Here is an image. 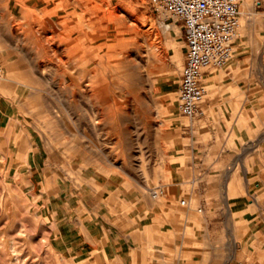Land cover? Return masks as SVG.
Instances as JSON below:
<instances>
[{
  "label": "rangeland",
  "instance_id": "obj_1",
  "mask_svg": "<svg viewBox=\"0 0 264 264\" xmlns=\"http://www.w3.org/2000/svg\"><path fill=\"white\" fill-rule=\"evenodd\" d=\"M60 2L56 0L50 8ZM68 4L66 10L56 9L59 15H69V21L83 19L85 14L77 1L68 0ZM89 5L93 17L98 13L100 17L111 14L115 18L116 10L123 11L120 15L123 24L127 21V13H132L138 20V29L143 30L132 48L134 66L128 70L130 79H120L121 70H115L113 60L120 55L116 54L114 46L111 47L116 42L117 22L110 21L109 17L103 19L102 26L110 33L107 47L114 53L111 67L115 71L114 77L111 70L107 72L108 79L113 77L114 82L105 105L86 95V90L74 94L71 89L64 88L68 85L66 81L62 82L67 66L62 72L53 68L46 76L36 69L31 78L21 71L18 73L21 76L17 77L19 90L10 93L4 87L13 74L9 64L23 57L15 46L30 44L23 32L25 20L21 19L20 25H13L17 19L8 14L5 1L0 0V47L5 50L4 60L0 52L3 69L0 105L12 117L10 122L7 118L4 123L9 124L0 128V264H68L51 246L57 226L70 221L71 217L99 214L95 205L100 204L101 198L109 196L119 199V204L125 206V214L137 211V202L144 195L151 203L159 199L164 201L173 196L167 188L172 171L187 168L193 155L204 153L209 144L214 147V152H219L224 144V137H219L218 130L205 119L191 121L179 111L178 88L187 52L181 22L171 14L153 10L149 0H91ZM86 17L88 20L91 16L87 14ZM163 22L171 24L173 29H166ZM239 26L229 64L213 69L212 73L221 72L228 78L225 69L237 54L245 51L243 55H246L249 49L243 46L257 45L264 39V0L243 1ZM9 50L15 51L13 58L7 57ZM33 56L37 57V54ZM21 60L22 64L28 62ZM216 77V81L222 78L219 74ZM214 88L215 85L207 83L208 95L204 102L211 97ZM34 91L40 96H31ZM118 107L124 108L122 114L117 112ZM109 111L112 116L107 115ZM92 117L96 119L95 126ZM225 139L231 150H242L240 138L233 140V136H227ZM33 147L40 154V171L19 172L29 167ZM7 155H10L9 159ZM156 194L158 198H154ZM180 194L178 201L189 197L185 189ZM186 208H181L182 218H187L189 224L195 222V216ZM248 211L246 216H253L254 208ZM197 213L203 214L202 211ZM224 219L227 223H219L216 229L223 238L217 242L221 248H230L234 244L230 240L231 233L256 229L253 221L245 223L237 215L234 219ZM194 233L188 226L186 234ZM191 250L192 244H188L185 251Z\"/></svg>",
  "mask_w": 264,
  "mask_h": 264
},
{
  "label": "crops",
  "instance_id": "obj_2",
  "mask_svg": "<svg viewBox=\"0 0 264 264\" xmlns=\"http://www.w3.org/2000/svg\"><path fill=\"white\" fill-rule=\"evenodd\" d=\"M259 42L243 46L249 49L246 55L245 51L237 54L225 69L228 78L212 73L215 68L204 74L206 86L215 88L198 118L224 137L222 149L214 152L209 144L204 153L193 155L187 168L172 171L167 188L173 196L164 201L151 203L144 195L137 211L125 214L119 199L109 196L95 205L99 214L71 217L57 226L51 246L68 264H228L235 259L264 264V39ZM218 74L220 81H216ZM7 118L10 122L12 117L0 105V128L9 124H4ZM227 136L240 138L242 150L228 148ZM31 157L29 167L19 172L40 171L36 148ZM183 189L189 197L178 201ZM184 206L195 222L182 218ZM250 208H254L253 216L247 217ZM222 215L253 221L256 229L231 233L234 244L221 248L217 242L223 238L216 229L219 223H227ZM188 226L195 232L190 236ZM188 244L191 251H185Z\"/></svg>",
  "mask_w": 264,
  "mask_h": 264
},
{
  "label": "bare ground",
  "instance_id": "obj_3",
  "mask_svg": "<svg viewBox=\"0 0 264 264\" xmlns=\"http://www.w3.org/2000/svg\"><path fill=\"white\" fill-rule=\"evenodd\" d=\"M4 1L5 9L7 10L8 14L17 19V21H13V25H20L22 24L20 20H25L24 23L26 24H24L23 32L25 33L26 39L28 40V44H30L26 47H20L19 45L15 46L16 51H20L21 53H23V57L21 58L23 60L27 59L28 62H24L25 64H22L21 58L18 57V59H14V61L9 64L11 73L13 74H11L7 81L4 83V87L7 88L10 93H15L19 90L18 83H20V81L18 78L21 75L18 73H21V71H23V73L25 72L26 75L31 78L32 76H35L36 69L41 70L40 75L46 76V74L49 71H52L53 68H56V72H62L64 66H67L68 68L64 69V78L62 82L66 81L68 85H66L64 88L71 89L74 94L86 90V92H84L86 95L92 98H96L97 102L99 101L101 104L105 105L109 102L111 84L112 82H114L113 77L115 76V71H113L111 67V62L113 60L115 62V70H121L119 78L124 80L130 79L128 78V76L130 75L128 70L134 66L132 48L137 41V36L139 34H142L143 31L138 29V20L132 13H127V21H125L123 24L120 20V15L123 11L116 10V12H114L115 18H113V15L111 14H105L103 17H100L98 13L96 17H93L94 15L92 14V9L89 5L91 3V0H76L77 5L83 8L85 16H82L83 19L79 21H69V15H65L63 13L64 15L61 16L57 11L58 8L61 10H66V6L69 5L68 0H61L62 3H57L53 8H50V6L55 3L56 0ZM245 5L247 6V8H249L250 4L248 1H246ZM70 8L73 9V7ZM77 9H79V7ZM87 14H90L91 16L88 20L86 19ZM84 17L86 20H84ZM105 17H109L110 21L114 19L117 22V27H114L116 42L111 47L113 48L114 46L115 50L117 51L116 54L120 56L113 58V60L111 57L114 56V53L112 52V50L108 49L109 47H107V41L110 37V33L109 30L107 28H104V25L102 24V21ZM163 25L166 29H173V26L171 24L163 22ZM15 30V32H19V29L18 31L17 29ZM146 33L144 34L146 35ZM101 40L105 41L101 42ZM106 49H108L109 51H106L105 54H103L102 51ZM13 51L7 52V57L10 56L11 58L12 56L13 58L14 55L12 54L15 53V51ZM0 52L2 54L1 58H3L4 60L5 58L3 56L5 50L2 49V46L0 47ZM36 54L37 57L33 56ZM109 70L112 71V80L108 79L109 76L107 72H109ZM31 93V96L33 97L37 98L40 96L37 91ZM121 109L124 108H117V112L120 114H122ZM107 115L112 116V111H109ZM95 118L97 119L96 115ZM95 118L93 119L92 117L93 126L96 125V123H94L96 120ZM96 122H98V120ZM78 129L79 128L76 127L77 131ZM84 129L85 128L82 127V130ZM67 147L69 146L67 145ZM50 150L51 149L48 150L49 153ZM56 154L57 153H55V155ZM50 155L51 153L49 154V156ZM155 193L157 192L155 191ZM154 198H158V195L156 194ZM239 244L240 243H238L237 246H239Z\"/></svg>",
  "mask_w": 264,
  "mask_h": 264
},
{
  "label": "built area",
  "instance_id": "obj_4",
  "mask_svg": "<svg viewBox=\"0 0 264 264\" xmlns=\"http://www.w3.org/2000/svg\"><path fill=\"white\" fill-rule=\"evenodd\" d=\"M153 10L167 13L181 22L187 45L180 75L179 111L190 120L204 114L207 94L204 74L227 66L238 38L241 5L244 0H149ZM3 75L0 66V78ZM228 264H250L234 260Z\"/></svg>",
  "mask_w": 264,
  "mask_h": 264
}]
</instances>
